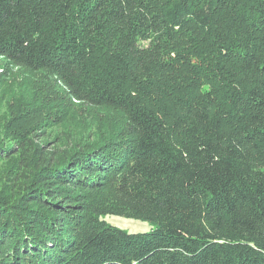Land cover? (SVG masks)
Here are the masks:
<instances>
[{
	"label": "trees",
	"instance_id": "1",
	"mask_svg": "<svg viewBox=\"0 0 264 264\" xmlns=\"http://www.w3.org/2000/svg\"><path fill=\"white\" fill-rule=\"evenodd\" d=\"M0 58L125 118L59 159L0 143L27 172L0 185V264H264V0H0Z\"/></svg>",
	"mask_w": 264,
	"mask_h": 264
},
{
	"label": "rangeland",
	"instance_id": "2",
	"mask_svg": "<svg viewBox=\"0 0 264 264\" xmlns=\"http://www.w3.org/2000/svg\"><path fill=\"white\" fill-rule=\"evenodd\" d=\"M124 120L122 111L82 104L58 80L0 58L1 145L18 139L8 138L10 134L25 133L31 139V146H45L49 155L59 159L76 145L94 147L116 137ZM17 166L18 158L0 162L1 186L10 183V187H23L26 182L21 179L27 172H23L24 176L17 174ZM97 193L95 203L106 208L107 214L102 216L106 222L130 233L151 231L149 223L129 218L112 200L109 191Z\"/></svg>",
	"mask_w": 264,
	"mask_h": 264
}]
</instances>
